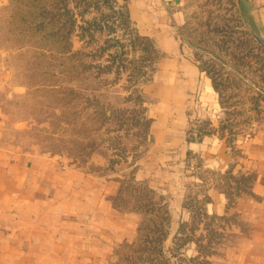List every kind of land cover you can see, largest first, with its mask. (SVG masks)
I'll list each match as a JSON object with an SVG mask.
<instances>
[{"label":"crops","instance_id":"crops-1","mask_svg":"<svg viewBox=\"0 0 264 264\" xmlns=\"http://www.w3.org/2000/svg\"><path fill=\"white\" fill-rule=\"evenodd\" d=\"M238 1L251 33L263 39L256 25H264L257 16L264 0ZM186 3L127 5L137 31L159 52L144 87L151 147L130 176L99 174L7 140L0 99V264H129L126 258L137 257L120 261V250L139 247L141 227L160 216L162 255L184 248L173 264H264V105L246 133L221 134L219 94L182 35ZM8 88L0 67V98ZM204 126L208 133L199 135ZM239 179L245 184L237 193ZM190 185L200 193L191 195ZM150 202L159 209L152 212Z\"/></svg>","mask_w":264,"mask_h":264},{"label":"rangeland","instance_id":"rangeland-1","mask_svg":"<svg viewBox=\"0 0 264 264\" xmlns=\"http://www.w3.org/2000/svg\"><path fill=\"white\" fill-rule=\"evenodd\" d=\"M186 1L183 37L195 43L203 62L208 53L220 55L208 64L224 72L217 81L229 85L222 89V117L234 133H246L256 117L248 101L264 98V49L239 13L238 0ZM128 2L0 0V67L9 86L0 99L7 140L71 158L99 174L130 176L151 147L144 87L158 52L127 20ZM257 10L264 19V6ZM256 27L264 40L263 22ZM234 55L241 59L234 61ZM188 191L195 195L201 188L190 185ZM137 244L121 249L120 261L138 257ZM183 249L163 255L173 264L184 258ZM182 264L197 263L183 259Z\"/></svg>","mask_w":264,"mask_h":264},{"label":"trees","instance_id":"trees-1","mask_svg":"<svg viewBox=\"0 0 264 264\" xmlns=\"http://www.w3.org/2000/svg\"><path fill=\"white\" fill-rule=\"evenodd\" d=\"M127 20L129 21V14H128V11H127V14L125 15ZM184 31V28L182 29V33ZM216 31V30H215ZM218 31V30H217ZM221 34H225L224 31L221 30ZM183 35V34H182ZM145 40L146 41H152V39L148 38V37H145ZM188 41V40H187ZM257 41V40H256ZM153 42V41H152ZM259 42V41H257ZM189 43L193 46V48L197 51L198 49L196 48L195 46V43L192 42V41H189ZM154 44V42H153ZM155 45V44H154ZM259 46L261 47V49H264V45L262 44H259ZM156 47V46H155ZM157 49V48H156ZM158 52V50H157ZM210 55L212 57H210ZM208 56L210 59H208L209 61L208 62H212V59H218L220 58V55H216V53H208ZM158 57H159V52H158ZM157 57V58H158ZM233 58H235L234 61H236V59H241L240 57H236L235 55L232 56ZM208 62H204L205 63V67L207 69V73L211 76V78L213 79V84H214V88L215 90L218 92L219 94V97H220V101H221V107L223 109V111H226V108H225V104H224V101H223V88L226 89L227 86L229 85H225V84H221L219 83L217 80L218 78L224 74L221 73V70L219 69H216L215 66L213 65H210L208 64ZM247 66H249V64L247 63L246 64ZM226 74V73H225ZM151 77V76H150ZM261 91H263L264 93V87L260 88ZM262 95V94H261ZM262 98L264 97L263 95L261 96ZM259 98H255V97H251L250 100L248 102H250L252 105L250 107L251 111H254L255 112V115H258L261 113V106L264 105V98L261 100ZM207 128L206 126H204L203 128H199V135L200 134H206L208 133V131H205V133H202V129H205ZM229 128V130H228ZM227 129L228 131L231 132V134L234 133L233 131V128L230 126L229 122H228V119H224L223 121V125L221 126V134H223V131ZM192 131V129H191ZM129 183L127 181V183L125 184V186L129 187ZM245 184V181L244 179H239L237 182H236V192L239 193V191L241 189H243V185ZM149 208L152 210V212L156 211L159 209V207H157L155 204L151 203L149 204ZM148 208V209H149ZM198 215V214H197ZM162 217L160 216L159 217V223L158 224H154L152 226L150 225H147L145 227H141V237H140V245H139V256L132 260L131 261V258H126L128 263L129 264H171L169 259H165V257L162 255V251L160 249V245L162 243V240H163V237H164V232L162 231L161 229V226L159 225L160 224V219ZM184 226L182 227L181 229V233H184ZM148 230L147 232L144 231V230ZM188 239V238H186ZM183 240V241H186ZM182 241V242H183ZM183 243H179L177 246L178 247H181ZM144 255H146L147 257H145Z\"/></svg>","mask_w":264,"mask_h":264},{"label":"water","instance_id":"water-1","mask_svg":"<svg viewBox=\"0 0 264 264\" xmlns=\"http://www.w3.org/2000/svg\"><path fill=\"white\" fill-rule=\"evenodd\" d=\"M255 38L257 39V41H259L262 45H264V40L257 34H254Z\"/></svg>","mask_w":264,"mask_h":264}]
</instances>
